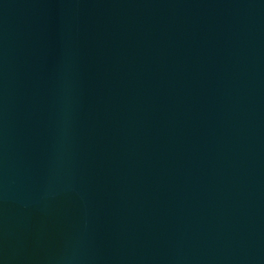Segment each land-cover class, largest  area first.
<instances>
[{
	"label": "water",
	"instance_id": "obj_1",
	"mask_svg": "<svg viewBox=\"0 0 264 264\" xmlns=\"http://www.w3.org/2000/svg\"><path fill=\"white\" fill-rule=\"evenodd\" d=\"M0 264H264V0H0Z\"/></svg>",
	"mask_w": 264,
	"mask_h": 264
}]
</instances>
